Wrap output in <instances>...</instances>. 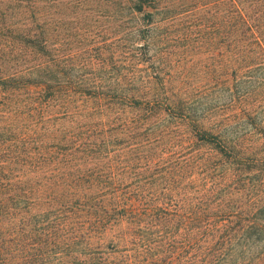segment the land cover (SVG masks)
<instances>
[{
    "label": "trees",
    "instance_id": "trees-1",
    "mask_svg": "<svg viewBox=\"0 0 264 264\" xmlns=\"http://www.w3.org/2000/svg\"><path fill=\"white\" fill-rule=\"evenodd\" d=\"M164 2L0 0V264H264V0Z\"/></svg>",
    "mask_w": 264,
    "mask_h": 264
},
{
    "label": "rangeland",
    "instance_id": "rangeland-1",
    "mask_svg": "<svg viewBox=\"0 0 264 264\" xmlns=\"http://www.w3.org/2000/svg\"><path fill=\"white\" fill-rule=\"evenodd\" d=\"M230 0H165L163 6L172 11L169 18L173 28L218 29L231 24ZM169 23V22H168ZM210 54L198 56L208 59Z\"/></svg>",
    "mask_w": 264,
    "mask_h": 264
}]
</instances>
